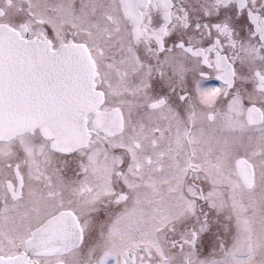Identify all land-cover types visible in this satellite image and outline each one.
<instances>
[{"label":"snow or ice","instance_id":"1","mask_svg":"<svg viewBox=\"0 0 264 264\" xmlns=\"http://www.w3.org/2000/svg\"><path fill=\"white\" fill-rule=\"evenodd\" d=\"M0 264H264V0H0Z\"/></svg>","mask_w":264,"mask_h":264},{"label":"flooded vegetation","instance_id":"2","mask_svg":"<svg viewBox=\"0 0 264 264\" xmlns=\"http://www.w3.org/2000/svg\"><path fill=\"white\" fill-rule=\"evenodd\" d=\"M191 83H192L191 76H189V84L191 85ZM220 83H221L220 81L215 80L214 75H213V78L204 81V84L206 86H220ZM71 169L72 170L75 169V164L74 163L71 165ZM72 170L65 169V171L67 172V174L69 176L73 175V171ZM104 218H105L104 215L101 214L100 219L103 220ZM204 244L207 245L210 248V246H211V237L210 236L205 239Z\"/></svg>","mask_w":264,"mask_h":264}]
</instances>
